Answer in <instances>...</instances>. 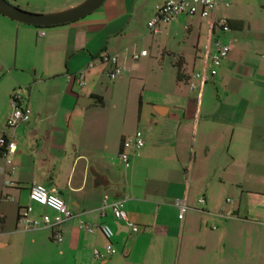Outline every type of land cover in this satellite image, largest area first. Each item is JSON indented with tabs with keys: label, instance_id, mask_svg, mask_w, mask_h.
<instances>
[{
	"label": "crops",
	"instance_id": "1",
	"mask_svg": "<svg viewBox=\"0 0 264 264\" xmlns=\"http://www.w3.org/2000/svg\"><path fill=\"white\" fill-rule=\"evenodd\" d=\"M82 1L13 0L34 12ZM164 1L104 0L83 18L45 31L19 24L15 67L9 57L15 22L0 15V136L16 143L13 169L0 175V237L19 234L21 208L29 206L36 220L54 216L29 200L28 188L37 183L57 192L72 214L59 228L62 241L50 264H264V0H227L206 18L178 16L160 26L156 41L144 22ZM219 19L241 27L221 33L214 26ZM180 29L185 35L179 38ZM215 36L230 51L201 85L192 76L208 68ZM145 48H153L152 55L132 60ZM102 54L115 56L122 69L105 90L101 82L111 66L98 61ZM146 62L175 77L156 80L157 93L149 96L143 85L133 100L104 101L103 94L129 90L133 77L123 73ZM177 62L183 81H176ZM16 86H28L21 96L29 119L7 128ZM136 131L144 146L128 152L124 167L117 158L120 143ZM103 198L124 200L123 211L138 231L109 209L101 216ZM178 203L186 207L181 220ZM80 223L108 225L116 253L93 260V249L103 250L106 240ZM6 246L0 239V248Z\"/></svg>",
	"mask_w": 264,
	"mask_h": 264
},
{
	"label": "built area",
	"instance_id": "2",
	"mask_svg": "<svg viewBox=\"0 0 264 264\" xmlns=\"http://www.w3.org/2000/svg\"><path fill=\"white\" fill-rule=\"evenodd\" d=\"M228 5L227 0H165L159 5L151 20L146 24V27L150 34L157 35L160 32V26L170 22L172 19L178 16H199L206 18L210 16L218 5ZM215 28L221 32L226 33L231 30L225 19H219L214 23ZM43 32H40V36H43ZM212 45L214 47L213 54L209 57L208 68L200 73L193 74L194 79H198L201 85L210 81L217 73L218 68L222 60H224L230 51V46L227 43L222 42L220 37L215 36L212 39ZM147 54L146 50H141L137 54L132 55V60H137L139 57H143ZM100 63L109 64L110 70L106 73L107 78L112 81L118 75L121 74L122 69L117 66V58L115 56H109L102 54L98 57ZM93 67V63L87 65V69ZM76 78L80 87H84L86 82L82 72L77 73ZM189 88L194 89V85L189 83ZM10 114L6 119V127L14 128L18 124L26 123L29 119V108L23 104V99L19 95L17 90H14L10 95ZM144 146V136L141 131H136L129 137L123 138L120 143V148L117 154V158L124 167L129 166V151L135 152L140 150ZM0 149L2 150L3 165L0 167V175L4 176L5 169H13V161L10 155L16 149V143L13 137L0 136ZM4 186H8L7 180L3 181ZM28 198L31 202L37 203L51 210L54 216L50 218L48 215H42L40 220L32 219L29 215L31 208L29 206L21 208L18 212L17 223L24 230L47 228L51 230V240L60 243L62 241L60 234V226L65 221L72 217V214L67 209L63 198L55 191L47 189L41 184L34 183L28 188ZM11 201L10 198H6ZM124 200L119 199L113 202H108L106 198H103L99 207V213L102 216L106 209H109L112 216L116 220H122L125 222L133 233L138 231V226L129 222L123 211ZM226 202H230L229 199ZM199 205L204 203V198L200 197L197 200ZM179 209L178 218L182 219L183 211L186 209L183 203H178ZM224 217L222 213L218 214ZM228 216L226 218H230ZM79 228L91 233L94 229L98 230L106 240V245L103 250L93 249L92 259L95 261L103 260L116 253V250L110 242L113 232L106 224H98L96 226H89L84 223L79 224Z\"/></svg>",
	"mask_w": 264,
	"mask_h": 264
},
{
	"label": "rangeland",
	"instance_id": "3",
	"mask_svg": "<svg viewBox=\"0 0 264 264\" xmlns=\"http://www.w3.org/2000/svg\"><path fill=\"white\" fill-rule=\"evenodd\" d=\"M10 4L18 7L21 10L20 3L15 4L13 0H6ZM81 3V2H80ZM31 13H52V12H43V10H37L38 12H34L36 10H24ZM42 11V12H41ZM46 11V10H44ZM154 15V14H153ZM153 15L149 18V20L152 19ZM145 19L144 17L141 18L140 21ZM149 20H145V26ZM166 25V24H165ZM17 25L15 23V29L12 36V46L9 48V57L11 59L12 66L15 67L16 64V39H17ZM35 28V27H34ZM146 28V27H145ZM39 31H45L47 28H36ZM146 34L156 41L159 40L160 34L158 35H152L149 33L148 29L146 28ZM162 30V26H161ZM160 30V31H161ZM183 35H185V32H183L181 29L177 32V36L180 38ZM165 39L169 40L170 43H173L172 40H170L169 36H165ZM173 46V45H172ZM146 52L148 53V56L152 55L153 48L148 49L145 48ZM137 62V61H133ZM123 76H131L133 77V81L131 82V87L129 90H121L119 92H116L113 94V96H107L106 94H103V98L105 102H109L111 99L113 101L115 100H121V101H128L133 100L137 97V95L142 92V87L145 85V91L144 95L149 96L151 93H157L155 91L157 81L156 80H162L163 82H166V80L173 79L175 77L174 72H160L157 69V64L155 62H146L141 63L140 68H137L134 71H127L123 73ZM25 76V75H23ZM156 81V82H155ZM115 82L110 81L107 76L105 75L103 77V80L101 82V85L103 87V90L111 87V85ZM16 86L15 90L19 91V95L21 96L22 93L27 95V89L28 86L24 87ZM12 94V93H11ZM22 97V96H21ZM10 100V98H9ZM8 100V102H9ZM3 102V104H2ZM4 104L3 96L0 94V126L4 123ZM4 207L8 208L7 205H4ZM9 225L14 229V221L12 218L7 220ZM1 226V225H0ZM212 226V225H211ZM1 231V227H0ZM19 234L17 235H7L4 237H0V239H5L7 241V246L0 248V264H50L53 260H55L57 249L59 248L60 244L56 243L51 240L48 236V233L51 232L50 229H42L38 228L36 230H27L24 231V229L19 225L16 229ZM31 238H35V243L31 242Z\"/></svg>",
	"mask_w": 264,
	"mask_h": 264
},
{
	"label": "water",
	"instance_id": "4",
	"mask_svg": "<svg viewBox=\"0 0 264 264\" xmlns=\"http://www.w3.org/2000/svg\"><path fill=\"white\" fill-rule=\"evenodd\" d=\"M104 0H83L71 8L52 13H31L19 9L6 0H0V15L14 21L33 27L49 28L77 21L100 7Z\"/></svg>",
	"mask_w": 264,
	"mask_h": 264
},
{
	"label": "trees",
	"instance_id": "5",
	"mask_svg": "<svg viewBox=\"0 0 264 264\" xmlns=\"http://www.w3.org/2000/svg\"><path fill=\"white\" fill-rule=\"evenodd\" d=\"M228 25L230 26L231 29H236V28H240L241 27V24L240 23H231V22H228ZM35 28H40V27H35ZM51 28V27H49ZM181 62H177L175 64V67H176V81H183L184 80V76L182 75L181 73Z\"/></svg>",
	"mask_w": 264,
	"mask_h": 264
}]
</instances>
